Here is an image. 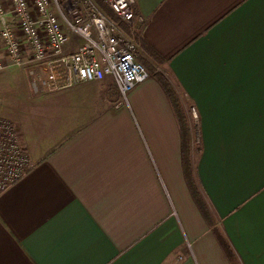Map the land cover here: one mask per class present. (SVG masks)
<instances>
[{"label":"crops","instance_id":"obj_1","mask_svg":"<svg viewBox=\"0 0 264 264\" xmlns=\"http://www.w3.org/2000/svg\"><path fill=\"white\" fill-rule=\"evenodd\" d=\"M134 10L185 137L153 73L126 102L111 76L60 90L25 82L6 118L35 166L0 194V264H264V0Z\"/></svg>","mask_w":264,"mask_h":264},{"label":"built area","instance_id":"obj_2","mask_svg":"<svg viewBox=\"0 0 264 264\" xmlns=\"http://www.w3.org/2000/svg\"><path fill=\"white\" fill-rule=\"evenodd\" d=\"M103 2L124 23L135 24V0ZM10 3L11 0H0L4 10H8ZM25 3L33 22L31 30L26 33L23 22L16 25L14 36L18 57L7 59L11 53L5 48L6 41L0 39V55L6 57L0 59V71L16 66L19 59L23 61L22 67L29 64L40 71L36 76L37 85L46 90H60L111 76L122 102L127 101L128 94L137 84L150 77L147 68L137 59L140 49L134 36L112 23L93 3L87 0H64L63 3L59 0H25ZM12 15H18L15 7ZM9 27H12L11 23ZM50 27L55 30L54 35H50ZM74 38L79 39L80 44L75 51H69ZM192 111L197 118L195 108ZM34 166L21 142L17 125L0 117V194Z\"/></svg>","mask_w":264,"mask_h":264},{"label":"rangeland","instance_id":"obj_3","mask_svg":"<svg viewBox=\"0 0 264 264\" xmlns=\"http://www.w3.org/2000/svg\"><path fill=\"white\" fill-rule=\"evenodd\" d=\"M59 1H60V3H63L64 0H59ZM82 1H85V0H82ZM87 1L93 3L95 6L100 8V10L108 17V19L112 23H114L115 25H118L125 32L132 34L136 40V37H135L136 35L134 33L135 24L133 26L127 25L119 17H117L113 13V11H112V13L114 14L115 18L113 16H111L109 14V12L107 11V10L111 11V9L103 1H98V0H87ZM98 2H100V3L98 4ZM83 7H85V6H83ZM79 44H80V40L77 38H74L72 41V44L68 47V50L69 51H75ZM154 64L156 66L160 65V64H156V63H154ZM155 70L157 73H160L158 71V66H157V68H155ZM39 72L40 71L37 68H35L34 66H31L29 64H27L24 67L14 66V67H10L8 69H5L3 71H0V117H2V116L5 118L6 117H12L16 113L18 103L21 102V100H23L24 94L27 95L26 91H27V89H29L27 86H25V82L31 81V83L33 82L34 84L35 83L37 84V77L36 76ZM150 73H152V72H149V74ZM176 93H177V91H176ZM177 95H178V93H177ZM178 97H179V95H178ZM179 100H180V98H179ZM192 108L193 107L190 108V115H191V118L194 120L195 117L193 115ZM182 113H183V109H182ZM183 116H184V113H183ZM193 126L197 130V123L195 121H193ZM196 137H197V133H196Z\"/></svg>","mask_w":264,"mask_h":264},{"label":"trees","instance_id":"obj_4","mask_svg":"<svg viewBox=\"0 0 264 264\" xmlns=\"http://www.w3.org/2000/svg\"><path fill=\"white\" fill-rule=\"evenodd\" d=\"M98 1H103V0H98ZM99 3L100 2H98V4ZM107 11L109 12V14L111 16H113L115 18L112 11H110V10H107ZM135 37H136V40L140 46L142 53L147 54V56L152 60V62H154L156 64H162L163 63L164 59L154 49H152L143 40H140L137 37V35ZM137 59L139 62H141L147 68V70L149 72H152L153 74H155L157 76V78L160 80V82L162 83V85H163V87H164V89H165V91H166V93H167V95H168V97L172 103V106L174 107L176 114L178 115L182 129L184 130V137H185V127H186L185 125H186V123H185V119H184V116L182 113V105L180 103V100H179V97H178L176 91L172 88L168 79L163 74L157 73L154 66L152 65V63L150 61H148L142 54L138 53ZM188 151H189V148H188V146L186 144V140L184 138V168L186 171V175H187L188 181L190 183L191 189L193 191V194H194L196 200L198 201V204L200 205V208H201L204 216L207 219H209V214H208V211L206 209V206L203 203V201L200 199V197L198 196L197 190H196V188L193 184L192 178H191V164H190V156H189ZM219 238H220V241H221L223 247L225 248L228 256L233 260L234 257H233V253H232L230 247L228 246V244L225 242V240L221 236H219Z\"/></svg>","mask_w":264,"mask_h":264},{"label":"clouds","instance_id":"obj_5","mask_svg":"<svg viewBox=\"0 0 264 264\" xmlns=\"http://www.w3.org/2000/svg\"><path fill=\"white\" fill-rule=\"evenodd\" d=\"M13 7H15L16 12L18 13V15L15 17L12 15ZM27 9L28 6L25 3V0H11L8 10H4V8L0 6V32H2V35H0V39L6 41L5 48L8 52L11 53V56L7 57V59H10L12 57H18V46L17 43L15 42V36H14L17 23L23 22V28L26 33L30 32L31 30V26L33 22L28 16ZM10 23L12 24V27H9ZM52 23L54 24L55 21H52ZM49 33L50 35H54L55 30L50 27ZM0 59H6L5 55L4 54L0 55ZM22 66H23V61L17 59L16 67H22Z\"/></svg>","mask_w":264,"mask_h":264}]
</instances>
